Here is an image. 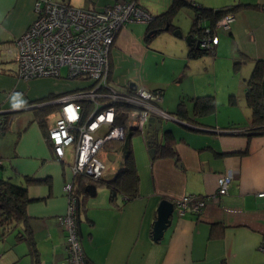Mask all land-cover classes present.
Listing matches in <instances>:
<instances>
[{"label": "crops", "instance_id": "crops-1", "mask_svg": "<svg viewBox=\"0 0 264 264\" xmlns=\"http://www.w3.org/2000/svg\"><path fill=\"white\" fill-rule=\"evenodd\" d=\"M55 1L102 10L116 0ZM135 1L156 16L173 0ZM183 1L202 8L232 7L231 27L227 34L218 37L213 55L193 58L188 56L190 46L182 39L189 33L194 17L193 6L177 8L171 19L173 29H163L148 39V24L143 22H128L116 34L110 48V79L115 88L125 91L129 85H141L150 90L160 89L163 93L162 104H158L160 109L174 116L176 105L184 99L191 119L174 116L175 120H169L165 127L161 124L159 139L166 130L174 135L175 158H150L142 137H137L134 146L132 133L127 135H131L139 175V193L134 198L125 199L126 196L118 194L112 200L109 189L98 183H94V194L89 195L87 187L93 185L92 182L84 179V189L72 174L74 193L81 199L78 236L87 264H264V251L259 249L264 238V198L256 195L264 190V132H242L252 124L251 110L245 100L247 79L254 61L264 59V0ZM34 18V0H0V78L16 73L17 64L11 61L12 41ZM176 28L180 29L182 37L173 34ZM221 55L233 57L234 62H239L240 69L237 78L231 77L235 82H224L217 95L216 77ZM181 61L183 65H180ZM229 67L230 62L225 61L228 74ZM171 84L177 87L174 93L167 95L166 89ZM79 87H72L69 91ZM1 90L5 92L4 88ZM65 92L68 91L63 90L60 94ZM207 94H213L215 101L220 100L223 111L219 109L215 115L216 111L197 117L192 111L194 98ZM25 103L8 109H2L0 104V109H15ZM53 110L54 113L41 118L38 115L36 120L44 139L32 130L35 145L28 151L24 150L23 137L32 118L22 113L29 109L0 116L10 115L9 127L0 133V137L9 132L16 134L14 140L10 139V146H0V157L4 155L8 159L11 168L8 173L16 174L15 184L26 187L29 197L26 213L36 247L37 264H55L66 255L65 233L58 217L67 207V196L62 187L69 181L65 169L68 165L57 160L64 167L56 174L50 167H43L44 160L56 159L47 137L48 128L57 116V107ZM229 127L237 129L230 131ZM65 159L72 160L69 148L65 151ZM108 159L110 172L106 177L111 178V171L122 167L123 155H110ZM54 165L58 166L57 163ZM0 168H4L3 162ZM227 170L234 171L235 176L227 194L222 196L217 194L218 178ZM0 177L14 183L10 176ZM26 177L35 181L28 182ZM185 194L203 196L204 208L183 215L173 210L162 237L153 241L151 232L159 201L167 198L174 202ZM212 230L219 235L212 237ZM19 242H24L27 248V252L21 255H27V242L15 239V244ZM27 264H32L31 257Z\"/></svg>", "mask_w": 264, "mask_h": 264}, {"label": "built area", "instance_id": "built-area-1", "mask_svg": "<svg viewBox=\"0 0 264 264\" xmlns=\"http://www.w3.org/2000/svg\"><path fill=\"white\" fill-rule=\"evenodd\" d=\"M34 13L28 28L12 41L15 74L25 79L60 76L65 66L69 77L91 79L90 84L50 100L57 107V116L48 128L47 137L56 159L65 161L73 176L83 175L97 182L110 172L108 157L122 154L120 144L129 133L139 134L148 147L144 133L148 117L169 116L158 106L163 99L162 90L133 85L120 91L110 79V48L118 31L131 21L148 23L153 16L135 0H116L102 10L55 0H34ZM232 20L233 13L226 11L210 27L198 17L197 26H203L198 46L214 47L218 42L217 32L229 30ZM67 148L71 149V161L65 159ZM111 173L114 175L116 169ZM234 176L232 170L220 175L217 194H227ZM73 183L63 185L67 207L58 222L65 233L66 255L55 264H87L78 236ZM256 195L264 198V190ZM173 204L175 212L183 215L201 211L205 200L198 194H185ZM259 249L264 251V238Z\"/></svg>", "mask_w": 264, "mask_h": 264}, {"label": "trees", "instance_id": "trees-1", "mask_svg": "<svg viewBox=\"0 0 264 264\" xmlns=\"http://www.w3.org/2000/svg\"><path fill=\"white\" fill-rule=\"evenodd\" d=\"M189 5L193 6L194 17L189 30L192 36L199 40L203 34V26H197L198 17L202 19L207 25L213 27L215 21L221 17L226 11H232V7H224L220 9L202 8L196 6L189 1L173 0L170 6L160 14L153 16L148 22V30L146 39L153 36L155 33L163 30L165 26L172 30L173 25L171 19L177 8ZM215 52L212 48H196L194 45L190 46L188 56L198 57L201 55H213ZM239 66V62H234V68ZM157 90V89H154ZM233 100V99H232ZM245 100L251 110V126L248 129H243L242 132L247 134H255L264 132V59L259 58L254 61L253 68L247 79V88L245 93ZM55 105H44L39 108L38 115L40 118L53 111ZM216 109L215 99L213 94L196 96L194 98L193 113L195 116L213 113ZM179 119H191V115L186 107L184 99H180L172 113ZM10 115H5L0 118L3 119V124L0 125V133H3L9 127ZM42 120V119H41ZM230 131L236 130V127H229ZM135 133H132L134 135ZM131 136V135H129ZM126 136L120 145L123 155V165L111 178H101L96 183L105 185L110 191V198L113 200L118 194L126 196L125 199H131L139 193V175L136 168V163L133 156L130 137ZM163 137V138H162ZM161 139L154 143L155 157L163 156H177L174 148L175 138L170 130L164 131ZM78 181L79 186L85 189L84 179L88 177L83 175L73 176ZM26 181H35L31 177H26ZM91 181V180H90ZM84 194H86L84 192ZM29 201L26 187L20 184H15L8 178L0 177V239L11 230H15L16 241L24 240L28 244V254L32 258V264H37V252L35 243L32 237V232L28 224L29 216L26 213V204ZM81 206V199L77 196V210L76 220L79 222V213ZM214 231L216 229H213ZM211 232L212 237H217L218 232Z\"/></svg>", "mask_w": 264, "mask_h": 264}, {"label": "rangeland", "instance_id": "rangeland-1", "mask_svg": "<svg viewBox=\"0 0 264 264\" xmlns=\"http://www.w3.org/2000/svg\"><path fill=\"white\" fill-rule=\"evenodd\" d=\"M182 23L184 22L183 20L181 21ZM190 25V23H189ZM188 25V26H189ZM228 31H224V30H219L218 32V37L221 38V35L227 34ZM185 36V35H184ZM183 36V41H185ZM227 55H221V57H219V63L220 65H218L217 67V77H216V85L218 86V94L220 93V89H222L223 87V83L229 80V81H233L235 82V78H231V77H236V75L238 74V71L240 69V66H238L237 68H233L234 67V61H233V57L229 58V57H225ZM229 56V55H228ZM208 57V56H207ZM211 57V56H209ZM209 59V58H208ZM174 61V60H173ZM227 61V63L230 62V73H226L225 68H224V62ZM174 64V63H172ZM183 65V62H180V65ZM170 65V64H169ZM179 65V66H180ZM166 67V66H165ZM243 69V68H242ZM14 74V75H13ZM237 78V77H236ZM185 79V77H184ZM91 83V79L90 78H86L83 79L81 76H74V77H69L68 76V71L67 68L65 66H63L61 68V73L60 76H36L33 78H29V79H25V78H21L18 77L15 73H12L10 75H2L0 78V104H1V108L2 109H8L11 107H15L18 106L21 102H26L25 105H29V104H40V103H44L50 100H54L58 97V95L60 94L61 91L66 90L69 91V89H71L72 87L75 86H85ZM4 85H6V87H4ZM177 86H175L174 84L168 85L167 89H166V93L167 95H170L172 93L175 92ZM2 88H4L5 92H2ZM52 92V93H50ZM213 93L215 94V92L213 91ZM232 93V92H231ZM230 94V93H229ZM47 95L45 98L40 99L39 97H43ZM226 98H228V92L226 93ZM34 98H39L35 101H32ZM230 99H234L233 97H230ZM219 99H217V101H215L216 103V109H215V113L220 112L219 109H221V105L219 103ZM162 104V101H160ZM160 104V103H159ZM42 106H38L32 109H29L28 112L22 113L25 114L26 116L30 117V119L32 118V121H30V123L28 124V128L26 129V132L24 133V142H25V148L24 150L28 151L29 149L33 148V146L35 145V139H34V134L31 132L32 130L37 131L38 133H40L41 138L44 139L43 134H42V129L39 126V124L37 123V118H38V112H40L39 108ZM34 111V113H36L37 115L35 116L34 113L32 111ZM55 112V110H53ZM221 111H223L221 109ZM52 112V113H54ZM20 114V115H22ZM34 118V119H33ZM166 123H170L169 120H163V127L166 126ZM160 131V129H159ZM13 135L16 134H10L7 133L4 136L0 137V146H10V139H13ZM137 137H140L139 134H134L132 136V145L135 146L136 143V139ZM14 140V139H13ZM14 142V141H12ZM144 142V141H143ZM142 142V143H143ZM12 144V143H11ZM144 146V143H143ZM135 148V147H133ZM58 159H47L44 160L43 164H44V168L45 167H50L51 172H53L54 174L57 173V171L62 172V168L64 167L63 164H61L59 161H57ZM0 161L1 163L3 162L4 164V168H0V176L4 175V177L10 176L11 180L14 181V183L16 182V174L13 172V174L8 173L9 170H11L10 165L8 164V159L4 157V155H2V157H0ZM55 163L58 164V166L54 165ZM65 169L67 170V174H68V182H70L72 180L71 176H72V171L70 169L69 166H66ZM87 180L90 181L89 178H87ZM92 184L96 183V181L91 180ZM19 184V183H17ZM38 186V184L36 185ZM47 187V185H46ZM63 189V187H62ZM64 191V189H63ZM65 193V192H64ZM15 230H11L10 232H8L7 234L4 235V237L2 239H0V264H27L30 261V255H21L22 253L25 254V252H27V248L24 242H19L15 244Z\"/></svg>", "mask_w": 264, "mask_h": 264}, {"label": "water", "instance_id": "water-1", "mask_svg": "<svg viewBox=\"0 0 264 264\" xmlns=\"http://www.w3.org/2000/svg\"><path fill=\"white\" fill-rule=\"evenodd\" d=\"M164 29H167V26H165ZM173 34L179 37L183 36L179 28L174 29ZM184 39L189 46L194 45L196 48L199 47L198 46L199 40H196L192 36L191 33L186 34L184 36ZM129 86H133V85H129ZM50 103H51L50 101H47V102L40 103V104L23 105L21 107L10 109V110L0 109V116L6 113H14V112L22 111V110L32 109L38 106L49 105ZM168 115H169L168 118H156L153 115L148 117V123H147L146 129L144 130V133L147 136L148 153H149L150 158H153L155 156L154 143H157V141H159V129L161 127L162 121L164 119L175 120L174 116H171L169 113ZM191 126L194 127L193 125ZM221 132H225V131H219V133ZM94 188H95L94 184L89 185L87 187V191L89 195L94 194ZM173 210H174V204L171 200L167 198H162L159 201L158 206H157V216H156V219L154 220V223L152 226V232H151L152 234L151 239L153 241H158L162 237L163 231L170 224V221H171L170 217L173 214Z\"/></svg>", "mask_w": 264, "mask_h": 264}]
</instances>
